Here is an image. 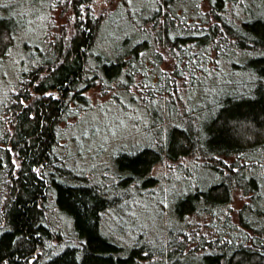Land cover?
I'll list each match as a JSON object with an SVG mask.
<instances>
[{"label": "snow or ice", "instance_id": "obj_1", "mask_svg": "<svg viewBox=\"0 0 264 264\" xmlns=\"http://www.w3.org/2000/svg\"><path fill=\"white\" fill-rule=\"evenodd\" d=\"M175 3L0 0V138L11 139L16 135L12 125L27 119L29 126L33 121L36 126L24 143L34 145L38 129L47 123L38 119L43 106L64 105L54 142L47 144L50 155L43 162L34 160L29 169L41 181L49 172L55 174L57 166L78 170L90 180L79 189L87 194L80 197L83 210L74 208L79 231L69 235L57 226L53 231L60 235L52 239L39 229L16 235L8 207L15 198L6 194L5 181L0 235L14 236L10 243L25 254L13 259L0 241V264H40L42 259L57 264L66 249L74 250L66 264H84L91 251V234L84 235L90 211L95 214L105 200L115 207L96 215L105 218L103 234L115 236L113 243L119 245L114 264H188L197 249V259L207 257L213 264H222V256L226 264H264V147L252 153L213 147L219 139L264 143V121L232 120L244 105L264 113V65L259 62L264 59V0H195L203 22L175 12ZM78 14L107 20L94 43L78 37V31H91L82 22L76 24ZM177 23L192 29L199 25L198 35L212 30L219 34L203 54L191 51L195 44L166 46L165 39H177L170 30ZM149 40L151 48L146 47ZM73 51L76 56L69 59ZM77 60L83 61L77 65L83 69L80 80L64 75L59 83L54 81ZM112 64L117 71L106 70ZM13 95L18 112L9 117ZM73 95H81L84 104L73 101ZM224 96L230 107L221 103ZM6 147L12 167L23 172V158L17 159L11 144ZM212 181L226 185L231 202L217 204L223 194L213 195L212 187L218 185ZM194 193L208 218L183 214ZM237 198L244 202L238 214L243 217L247 211L251 217H244L246 226L244 220L236 224L232 215ZM29 199L37 209L51 211L42 199ZM57 218L71 227L67 212H58ZM36 219L52 223L49 212L40 211ZM180 222L183 226L177 228Z\"/></svg>", "mask_w": 264, "mask_h": 264}, {"label": "trees", "instance_id": "obj_2", "mask_svg": "<svg viewBox=\"0 0 264 264\" xmlns=\"http://www.w3.org/2000/svg\"><path fill=\"white\" fill-rule=\"evenodd\" d=\"M82 2L87 3L88 0H82ZM194 3L195 0H177V3L173 5V8L175 9V12H179L181 16H186L187 19H190L193 22L196 20H201L203 22L204 18L195 8ZM185 8L188 9L187 12L184 11ZM68 14L71 15V10ZM78 15L79 19L76 21V24L80 25L82 22L84 29H91L90 32L87 30L78 31V37L80 40H86L88 42L94 43L100 33L99 27L102 25L105 19H93L90 15L85 19L82 14ZM170 30L174 32L177 39L175 41H171L170 38L165 39L166 46L177 48L178 46H183L185 44H195L196 47L192 48L191 51L197 52L198 54H203V50L208 44H211L213 37L219 34L218 30H212L210 34L198 35L197 32L201 31L199 25H197L196 29H192L191 26H189V28H184L179 23H177L175 28H171ZM227 30L228 29L226 27L225 31ZM59 43L60 42L58 41V44ZM146 47H152L150 40ZM181 55H183V53H181ZM209 55H211V53H209ZM75 56L76 52L73 51L69 59H72ZM82 62L83 61L81 60H77L75 64L68 65L63 72H58L56 76L53 77L54 81L59 83L63 79L64 75H69L70 78L74 80H80L83 69L77 70V65ZM259 62L260 64L264 65V59H260ZM253 67H256V65H253ZM105 68L109 72L117 71L114 64L105 65ZM88 83L90 84L91 82ZM233 87H240V85H233ZM90 89L91 88H89V90ZM69 91H71V88H69ZM72 99L73 101H79L81 104L85 102L81 95H73ZM15 100L16 97L13 95V103L10 105L11 110L6 113V115L9 117H12L14 113L18 112V108L15 105ZM228 100L229 97L224 96L221 98V103L230 107L231 105L228 104ZM43 107L44 111L38 116V119L41 121H46L47 123L38 129L40 136L39 139H36V143L34 145L28 146L24 143V140L27 139L30 134H32V130L36 126L35 121H33L31 126H29L27 119H24L21 123L12 125V131L16 132V135L11 139L4 140L3 138H0V191L4 190L3 185L4 182L7 181L8 187L6 194H10L11 197L15 198V200L10 199L8 207L9 212L11 213V219L13 221L12 228L16 235L20 234V230H23L25 235H31L35 229H39L45 238L52 239L55 236L60 235L59 233L53 231L55 227L59 226L65 230L63 221L57 218L58 212H67L68 215L72 217V225L70 227L69 235H72L74 229L79 231L80 226L76 223L74 208L80 207L81 210H83V204L80 197H86L87 194L82 193L79 189L88 186L90 182L85 175H80L79 173L74 172L72 168L62 169L57 166L55 174L49 172L44 181L39 180L35 174L30 171L29 165H31L34 160L39 159L41 162H43L50 155L47 144L49 142H54L53 137L56 130V122H58L60 117H62L64 114V105H58L54 103L50 108L46 105ZM15 118L17 121L22 120L20 115H16ZM245 118H247V120L251 121L252 123H256L257 119L264 121V113L259 111V107L253 111L249 108V106L244 105L235 114V116L232 117V120L239 119L243 122ZM7 123L11 124V120H9ZM3 126L4 124L0 123V127ZM256 128L260 129L261 125L256 124ZM9 135H11V132ZM249 135L252 134L250 133ZM8 144H11L16 152L19 153L17 159H20V157L23 158L21 160L23 172H19L12 167L10 162L11 154L6 147ZM217 145L222 146L229 152H233L238 149L248 153L255 152L258 148L264 147V143L251 144L243 138H240L238 142L233 140L230 143H226L224 139H219L218 141L213 142V147H216ZM21 148H23L24 151H21ZM4 163H7L8 166L4 167ZM157 164H159V161L156 162V165ZM57 177L60 178L58 179ZM211 184L218 185L216 187H212L213 195H216V193L223 194V199L217 201V204L220 205V207H223L227 202H231V193L226 188L224 183L212 181ZM147 186L151 187L152 185ZM49 191L52 193L51 196L48 195ZM29 197L35 199L37 203H39L42 199L44 203L50 205L51 211H49V209H37ZM201 199H203V197H201ZM243 203L244 202L242 200L237 198L236 204L239 206L236 211H233L232 215L235 218L236 224H241V221L244 220V225L246 226L247 220L244 219V217L251 218L250 214L247 211L244 212L243 217L238 214ZM110 207L114 208L115 206L105 200L101 205L95 208V214L90 211V220L87 224L88 232H86L84 235L86 237L89 233L91 234V251L89 253L88 260L85 261L84 264H114V258L116 252L119 249V245L114 244L112 239L106 237L103 234L102 217L97 219L96 215L102 211H106ZM197 208L200 209L199 212H197ZM188 209H190V212ZM213 209L220 215H223V213L219 212V208H217L216 205H213ZM40 211L49 212L50 219L52 221L51 224H40L39 220L36 219L37 213ZM183 214L185 216L191 215L197 219H206L210 215V213L206 212L199 204L195 193L191 198L190 204L185 206ZM216 223L219 227H223V224L220 220H217ZM182 226L183 222H180L176 225L177 228ZM193 227H195V225H193ZM228 231L237 232L238 229L230 228ZM239 238L243 239L245 243L251 244L250 240L244 239L243 237ZM13 239L14 236L8 233L0 235V241L3 242L4 253L12 255L13 259H15L16 255H24L25 253L23 249L17 251L16 246L10 243ZM36 241L37 246H39V239L36 238ZM145 250L147 249L145 248ZM73 251V249H66V255L62 254L63 259L57 260V264H66L67 261L71 260ZM198 251L199 250L197 249L190 253L188 264H213V261L208 260L207 257H204L202 260L197 259ZM221 261L222 264H226V262H224L223 256L221 257ZM20 264H23V261H21ZM40 264H51V262L42 259ZM77 264H81V262L78 261Z\"/></svg>", "mask_w": 264, "mask_h": 264}, {"label": "rangeland", "instance_id": "obj_3", "mask_svg": "<svg viewBox=\"0 0 264 264\" xmlns=\"http://www.w3.org/2000/svg\"><path fill=\"white\" fill-rule=\"evenodd\" d=\"M17 10H22V9H17ZM106 23H108V22L105 19L101 26L105 25ZM100 35H101V33H99V36ZM92 90L93 89H90L89 91H92ZM82 104H84V103H82ZM67 163L71 165L73 162L71 160H69V161H67ZM156 166H158V164ZM76 173H79V171L77 170ZM85 176L89 180L88 176L87 175H85ZM89 182H90V180H89ZM51 202H52V199H51ZM238 206L239 205L236 204V209L238 208ZM64 226H65V230L69 232L70 231V227H68V225H66V224H64ZM102 230H103V232H106L107 231L106 221H105V218L104 217H102ZM110 239L115 240V236H112Z\"/></svg>", "mask_w": 264, "mask_h": 264}]
</instances>
